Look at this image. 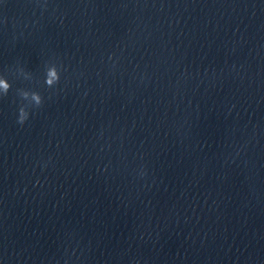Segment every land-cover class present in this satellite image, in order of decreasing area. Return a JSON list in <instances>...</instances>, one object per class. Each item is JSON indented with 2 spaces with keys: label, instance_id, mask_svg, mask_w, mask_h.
I'll use <instances>...</instances> for the list:
<instances>
[{
  "label": "clouds",
  "instance_id": "clouds-1",
  "mask_svg": "<svg viewBox=\"0 0 264 264\" xmlns=\"http://www.w3.org/2000/svg\"><path fill=\"white\" fill-rule=\"evenodd\" d=\"M57 82L59 81V78L57 77ZM45 83L47 85H51L52 81L49 80L47 77L45 79ZM0 88L3 89V95H7L10 88H11V84H9L7 81H3V80H0ZM27 98V93L24 94V96L21 97L22 100L26 99ZM32 98L33 100L35 101L36 105H40L41 103V99H40V95L38 92H33L32 93ZM28 115L29 113L24 109L23 106L20 107L19 109V118H18V122L23 124L24 121L28 118Z\"/></svg>",
  "mask_w": 264,
  "mask_h": 264
}]
</instances>
